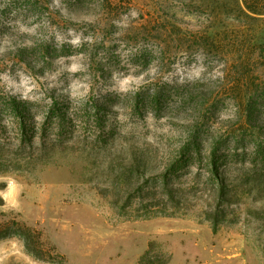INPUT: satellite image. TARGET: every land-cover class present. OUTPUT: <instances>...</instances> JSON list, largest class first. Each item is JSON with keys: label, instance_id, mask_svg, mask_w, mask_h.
Listing matches in <instances>:
<instances>
[{"label": "rangeland", "instance_id": "rangeland-1", "mask_svg": "<svg viewBox=\"0 0 264 264\" xmlns=\"http://www.w3.org/2000/svg\"><path fill=\"white\" fill-rule=\"evenodd\" d=\"M202 2L0 0V264H264V65L239 105L153 51L263 55L264 16Z\"/></svg>", "mask_w": 264, "mask_h": 264}, {"label": "trees", "instance_id": "trees-1", "mask_svg": "<svg viewBox=\"0 0 264 264\" xmlns=\"http://www.w3.org/2000/svg\"><path fill=\"white\" fill-rule=\"evenodd\" d=\"M219 0H203L202 4L207 7H213L218 5ZM235 9L239 11L242 15L246 16L248 19L259 20L264 16V0H234ZM224 8L228 11V7L225 4ZM159 33L165 37L156 45V50H153L155 53H159L162 60L168 59H177L179 62H189L191 56L187 55V51L191 50H200L203 54V58H199L197 63H202L205 68L213 69L219 67L218 69V78L220 80V85L222 90H217L216 92H210L211 96L205 94L206 92L200 91L202 97H210L218 101H226L229 97L230 100L237 102L239 105L245 104L246 97L243 94L245 86L252 82L251 73L249 71V66L253 63L263 64L264 65V53L262 56L258 57H247L237 56V52L234 51L232 57L227 53L229 50H236V40H226L212 38L209 36V32L203 34L202 36L191 35L192 39H186L187 36H183L181 33H178V37L171 36L169 27L166 25H160L152 28L151 33ZM206 32V31H205ZM208 34V35H207ZM11 45L18 50V53H22L21 46L26 44H15L14 42ZM12 47V48H13ZM255 47H257L255 45ZM259 47H262L259 45ZM11 50V49H10ZM180 51H185L186 56L180 54ZM207 52V53H206ZM264 52V51H263ZM227 53V56L220 57V54ZM257 79H259L257 77ZM244 87V88H243ZM261 96V95H259ZM227 97V98H226ZM247 104V103H246ZM244 113H247V118L249 121L252 120L253 114L249 110V104H247L244 109Z\"/></svg>", "mask_w": 264, "mask_h": 264}]
</instances>
